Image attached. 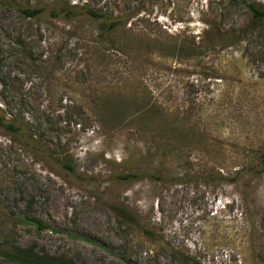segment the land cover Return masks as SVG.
<instances>
[{"label":"rangeland","instance_id":"rangeland-1","mask_svg":"<svg viewBox=\"0 0 264 264\" xmlns=\"http://www.w3.org/2000/svg\"><path fill=\"white\" fill-rule=\"evenodd\" d=\"M253 2L0 0V264H264Z\"/></svg>","mask_w":264,"mask_h":264},{"label":"trees","instance_id":"trees-1","mask_svg":"<svg viewBox=\"0 0 264 264\" xmlns=\"http://www.w3.org/2000/svg\"><path fill=\"white\" fill-rule=\"evenodd\" d=\"M249 8L252 12L253 20L264 24V5L253 2L249 4ZM19 10L27 17H35L42 11L41 9H36L29 6L22 7ZM65 14L66 16L72 15V10H65ZM87 14L96 18L101 17V15L94 9H88ZM107 20L108 21L105 24L107 28H114L119 23V17H107ZM0 126L13 133H17L22 130V126H18V124H16V122L12 119H7L2 110H0ZM260 160L264 166V154L260 156ZM65 165L67 166L68 164ZM67 167L70 170L73 169L70 168L69 165ZM252 171L254 173H258L260 170H255V168H252ZM24 220L27 223L33 225L39 231L51 228V226H49L37 216H25ZM3 255L13 264H78L74 259L68 257H57L47 253H40L33 247L24 248L16 246L11 250H5Z\"/></svg>","mask_w":264,"mask_h":264},{"label":"bare ground","instance_id":"bare-ground-1","mask_svg":"<svg viewBox=\"0 0 264 264\" xmlns=\"http://www.w3.org/2000/svg\"><path fill=\"white\" fill-rule=\"evenodd\" d=\"M96 217V216H95ZM97 218V217H96ZM91 220H93V219H91Z\"/></svg>","mask_w":264,"mask_h":264}]
</instances>
